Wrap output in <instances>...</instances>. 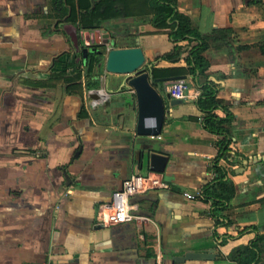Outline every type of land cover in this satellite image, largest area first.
<instances>
[{
  "label": "crops",
  "instance_id": "crops-1",
  "mask_svg": "<svg viewBox=\"0 0 264 264\" xmlns=\"http://www.w3.org/2000/svg\"><path fill=\"white\" fill-rule=\"evenodd\" d=\"M248 2L177 0V13L199 34L233 33L227 45L210 37L208 78H185L189 97L179 104L164 99L163 127L151 141L136 136L134 93L123 88L125 76L105 72L103 56L97 89L52 76L65 69L75 41L96 46L103 35L113 48L134 47L138 38L146 64L157 69L184 67L190 47L178 61L164 60L173 48L170 29L152 26L150 14L81 32L71 9L54 16L51 0H0V264H172L186 253L214 256L186 264H235L231 255L252 243L255 264H264V55L252 48L264 44V4ZM206 83L232 116L227 129L236 152L217 163L234 189L217 216L211 200L182 196L216 179L218 137L196 104ZM213 114L225 117L220 109ZM151 142L167 158L158 174L170 190L129 200L145 221L100 226L99 206L130 176L151 172L139 160Z\"/></svg>",
  "mask_w": 264,
  "mask_h": 264
},
{
  "label": "trees",
  "instance_id": "trees-1",
  "mask_svg": "<svg viewBox=\"0 0 264 264\" xmlns=\"http://www.w3.org/2000/svg\"><path fill=\"white\" fill-rule=\"evenodd\" d=\"M69 6L63 0H51L54 16L63 18L71 9L70 20L76 23L78 31H94L101 28L106 22L125 19L136 16H151L150 23L157 29L169 28V39L172 41V51L164 55V60L178 61L181 55L187 51L184 67L152 68V77L166 79L171 77L191 76L193 82L198 83L200 78H208L206 74L209 63L204 57V52L208 47V40L216 34L218 40H222L226 45L228 40L225 37L232 35L231 29L216 30L211 36L199 34L192 26L188 17L182 16L176 11L177 0H76L75 4L69 1ZM264 4V0H249L248 4ZM68 4V2H67ZM215 36V37H216ZM195 42L193 46L191 43ZM79 43V42H78ZM186 44V45H185ZM79 51L69 55L70 60L63 71L54 76L55 79H63L68 85L79 88L78 83L85 80V88L97 89L99 87V76L101 75L102 56L97 53L99 47L96 45L83 47L81 43ZM115 48H124L115 44ZM126 48V47H125ZM251 47H241L246 50ZM258 48L264 55V44L252 46ZM82 49L88 50L83 58ZM93 50V51H92ZM84 59V60H83ZM200 96L196 104L202 113V123L206 130L218 137L215 145L217 156L213 165L215 183L207 186L201 193L206 200L212 201V215L215 216L221 203L227 202L234 193V189L226 180V171L217 165L220 159L227 160L233 151L231 145L234 143L228 132L227 125L232 120L223 102L216 97V90L210 83H206L200 88ZM216 109L225 113L224 118H219L213 114ZM258 259L257 244L252 243L244 250H238L231 255L230 260L235 264H255Z\"/></svg>",
  "mask_w": 264,
  "mask_h": 264
},
{
  "label": "water",
  "instance_id": "water-1",
  "mask_svg": "<svg viewBox=\"0 0 264 264\" xmlns=\"http://www.w3.org/2000/svg\"><path fill=\"white\" fill-rule=\"evenodd\" d=\"M97 46L105 50H97L104 58V70L107 74L125 76L123 88L132 89L136 102V126L137 137L154 140L160 136L164 118L165 101L170 98L167 88L176 82L185 81V77H171L166 79L153 78L152 64H146V58L140 47V40L134 39L136 46L127 48H113V40L107 35L101 37ZM76 40V39H75ZM74 48L79 51L77 41ZM88 50L82 49L83 58ZM93 51V50H92ZM175 104L181 100H174ZM152 142L144 145L140 151V166L146 164L148 170L154 173H163L167 164V158L152 149ZM214 258L211 254L186 253L180 257H173L172 264H186L191 261H208Z\"/></svg>",
  "mask_w": 264,
  "mask_h": 264
},
{
  "label": "built area",
  "instance_id": "built-area-1",
  "mask_svg": "<svg viewBox=\"0 0 264 264\" xmlns=\"http://www.w3.org/2000/svg\"><path fill=\"white\" fill-rule=\"evenodd\" d=\"M189 92L190 86L186 81L173 83L168 90L170 97L174 100L187 99ZM154 190H170V186L163 181L161 174L150 172L145 176L139 174L130 176L122 183V187L112 194L108 203L99 206L98 224L102 227H108L110 225L118 226V224L145 221V218L136 215L132 211L129 200L134 196ZM182 196L193 201L204 198L201 193L183 192Z\"/></svg>",
  "mask_w": 264,
  "mask_h": 264
}]
</instances>
